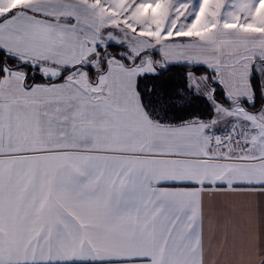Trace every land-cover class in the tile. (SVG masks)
<instances>
[{"label":"snow or ice","instance_id":"1","mask_svg":"<svg viewBox=\"0 0 264 264\" xmlns=\"http://www.w3.org/2000/svg\"><path fill=\"white\" fill-rule=\"evenodd\" d=\"M262 12L0 0V264H264Z\"/></svg>","mask_w":264,"mask_h":264},{"label":"trees","instance_id":"2","mask_svg":"<svg viewBox=\"0 0 264 264\" xmlns=\"http://www.w3.org/2000/svg\"><path fill=\"white\" fill-rule=\"evenodd\" d=\"M199 67L201 66L189 67L188 65H169L167 66L166 69L161 70V75L159 77V80L167 81L173 90H183L187 88L188 85L187 73L190 70L196 72L197 75L202 74L199 71H197V68ZM159 80L148 79L146 80V83L148 84L158 83ZM201 111L204 112L203 109H201ZM208 114H210V111L205 113V115Z\"/></svg>","mask_w":264,"mask_h":264},{"label":"crops","instance_id":"3","mask_svg":"<svg viewBox=\"0 0 264 264\" xmlns=\"http://www.w3.org/2000/svg\"><path fill=\"white\" fill-rule=\"evenodd\" d=\"M11 3L13 6L19 5V4H25L27 3V0H11ZM257 11H261L260 9H257ZM264 14V12H262ZM254 31H258L259 29H253ZM169 65H185L184 63H172ZM168 65V66H169ZM214 255L217 258H221V253L219 250H217ZM239 253H233L232 251H229L226 253L221 259H220V264H239ZM213 264H216L215 261H213Z\"/></svg>","mask_w":264,"mask_h":264},{"label":"rangeland","instance_id":"4","mask_svg":"<svg viewBox=\"0 0 264 264\" xmlns=\"http://www.w3.org/2000/svg\"><path fill=\"white\" fill-rule=\"evenodd\" d=\"M155 11V10H154Z\"/></svg>","mask_w":264,"mask_h":264}]
</instances>
